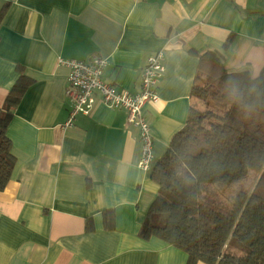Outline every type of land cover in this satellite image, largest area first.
I'll use <instances>...</instances> for the list:
<instances>
[{"label": "crops", "instance_id": "crops-1", "mask_svg": "<svg viewBox=\"0 0 264 264\" xmlns=\"http://www.w3.org/2000/svg\"><path fill=\"white\" fill-rule=\"evenodd\" d=\"M6 4L0 109L22 75L30 84L7 130L15 164L0 192V264H188L184 250L141 235L159 190L152 171L201 107L192 96L200 56L219 52L229 72L264 74V0H0V11ZM158 52L166 71L144 108L154 156L144 171L124 109L98 101L67 124L69 70L59 61L102 57L105 80L136 94Z\"/></svg>", "mask_w": 264, "mask_h": 264}, {"label": "trees", "instance_id": "trees-1", "mask_svg": "<svg viewBox=\"0 0 264 264\" xmlns=\"http://www.w3.org/2000/svg\"><path fill=\"white\" fill-rule=\"evenodd\" d=\"M9 8L0 11V24ZM29 84L22 75L0 109V192L15 164L8 126ZM192 96L201 107L190 109L152 171L159 190L141 235L184 250L188 264H264V74L229 72L219 52H208L200 56ZM251 170L259 182L237 196L231 212L200 202L202 185H230ZM106 221L112 224L111 216Z\"/></svg>", "mask_w": 264, "mask_h": 264}, {"label": "built area", "instance_id": "built-area-1", "mask_svg": "<svg viewBox=\"0 0 264 264\" xmlns=\"http://www.w3.org/2000/svg\"><path fill=\"white\" fill-rule=\"evenodd\" d=\"M59 63L68 68L67 97L70 100L71 124L77 115H89L97 102L110 109H124L128 115V125L140 131L141 157L138 167L151 171L154 163L153 136L151 126L144 115L147 104L159 99L157 88L166 71L164 54L158 52L150 56L141 72V90L136 94L119 91L104 78L107 60L94 57L90 60L60 59Z\"/></svg>", "mask_w": 264, "mask_h": 264}, {"label": "rangeland", "instance_id": "rangeland-1", "mask_svg": "<svg viewBox=\"0 0 264 264\" xmlns=\"http://www.w3.org/2000/svg\"><path fill=\"white\" fill-rule=\"evenodd\" d=\"M259 178V174L251 170L245 178L230 185L204 184L202 185L200 202L224 214L229 213L237 196L242 193L250 194L259 182ZM261 185L262 191H264V182Z\"/></svg>", "mask_w": 264, "mask_h": 264}]
</instances>
